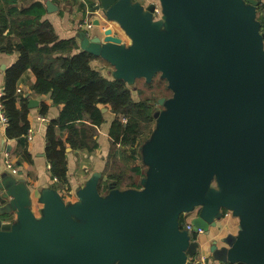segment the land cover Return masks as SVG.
<instances>
[{
	"label": "water",
	"instance_id": "1",
	"mask_svg": "<svg viewBox=\"0 0 264 264\" xmlns=\"http://www.w3.org/2000/svg\"><path fill=\"white\" fill-rule=\"evenodd\" d=\"M142 2L100 0L97 8L106 9L132 42L112 30L94 41L126 79L161 71L176 93L161 122V140L148 151L152 171L144 189L113 187L103 196L92 187L79 207L57 202L38 220L28 203L18 209L17 191L9 186L0 194V264H192L187 259L200 244L180 222L200 205L194 231L209 232L223 207L241 218L239 235L229 234L227 246H211L217 261L264 264L260 1L160 0L166 31L154 20L155 3L144 9ZM47 6L56 7L52 1ZM175 28L184 32L175 37ZM4 151L11 145L0 150V161ZM215 177L220 189L210 192Z\"/></svg>",
	"mask_w": 264,
	"mask_h": 264
},
{
	"label": "crops",
	"instance_id": "2",
	"mask_svg": "<svg viewBox=\"0 0 264 264\" xmlns=\"http://www.w3.org/2000/svg\"><path fill=\"white\" fill-rule=\"evenodd\" d=\"M47 1H52L56 6L53 11H49ZM259 1L260 3L256 7V19L264 32V0ZM34 3L46 10L43 20H48L53 24L60 40L74 39L78 46L75 49L76 52L80 50L89 51L95 55V58L91 61L94 69L109 79H126L121 75L118 65L110 61L103 53L98 52L99 44L94 41L98 38L105 39L108 30H112L115 35L125 39L120 33L119 24L108 18V11L97 8L100 0H16L9 5H6V0H0V10L15 7L21 11L31 7ZM87 17L92 22V26L87 29L89 30L88 36L84 34L86 32L84 27L81 26ZM7 18L9 26L4 35L11 42L16 43L18 37L11 31V15H7ZM6 43V40L0 41V104H2L1 98L5 95L6 70L21 56L19 50L7 48ZM36 81L37 75L32 69H29L23 74L18 84L23 90L20 94L28 97L30 108V130L33 138L31 140L27 139V148L31 155V162L27 161L21 154L20 141L11 139L6 135L7 123L5 124L1 120L3 110L0 105V150L3 151L11 145V151L9 153L4 151L0 161V194H4L9 186H13L17 191V195L12 198L15 200L18 209L21 204L28 203L27 206L32 208L36 219L42 220L44 214L54 203L60 202L69 210L79 207L83 203L86 193L92 187H97L100 193L111 192L113 187L119 190L125 188L144 189L143 179L147 177L148 168L145 163L138 161V153L135 154V159L131 158L132 150L128 152L129 154H124L119 150V147L116 149L120 160V167L117 169L118 171H129L130 175H125L128 178L134 175L132 170L134 166L142 167L144 175H135L140 187H127L128 182L122 187H118L117 183L109 178L113 169V167L109 168L108 164L112 149L110 129L117 115L108 106L102 104L100 107L104 113L105 121L98 127L96 134L99 143L98 148L93 152H89L68 146V180L67 182L56 181L52 175L51 163L46 157L45 149L47 146L48 124L52 119L59 116L62 106L54 104L50 94L41 95L35 92L33 85ZM126 82L129 85L130 80L126 79ZM43 103H46L49 107L46 113L42 112ZM104 108H107V110L104 111ZM69 147H71V150H68ZM125 155L130 157L132 165L122 164V156ZM7 156L18 167L19 172L17 174H12L7 168ZM201 211L202 205L197 206L192 211L184 213L181 219H183L184 224L191 223L192 218L199 215ZM214 222L216 225H211L209 232L193 230L192 233H196V240L200 245L195 257L192 259L188 257V263L225 264L213 257L211 246L215 243L219 247L227 246L224 239L229 234L239 235L241 218L233 210L223 207L220 209L219 216L214 218ZM192 240L195 239L192 238Z\"/></svg>",
	"mask_w": 264,
	"mask_h": 264
},
{
	"label": "trees",
	"instance_id": "3",
	"mask_svg": "<svg viewBox=\"0 0 264 264\" xmlns=\"http://www.w3.org/2000/svg\"><path fill=\"white\" fill-rule=\"evenodd\" d=\"M16 0H6L9 5ZM45 9L34 3L25 10L13 7L0 10V41H7V48L21 52L19 59L6 70L5 95L1 98L3 111L9 118L6 135L20 141V152L27 161L31 155L27 138L31 126L28 97L18 94L19 80L32 69L37 75L33 90L38 94L51 95L54 104L61 105L57 118L52 119L47 129L46 157L51 163V172L57 181L67 182V147L93 152L98 148L96 138L98 127L105 121L100 105L108 106L116 115L111 124L109 178L122 187H140L135 175L143 176L142 167L134 166V175L129 171H118L120 167L116 150L135 159L138 140L150 131L155 118V100H135L133 89L125 79H109L94 69L91 61L95 55L89 51H78L74 39L60 40L55 27L43 20ZM7 15H11V31L18 37L13 43L4 35L9 26ZM42 104V112L48 111ZM126 118L124 121L122 118ZM136 147L135 149H133ZM138 147V148H137ZM120 152V153H121ZM181 227L185 224L181 219ZM196 239V233H192Z\"/></svg>",
	"mask_w": 264,
	"mask_h": 264
},
{
	"label": "rangeland",
	"instance_id": "4",
	"mask_svg": "<svg viewBox=\"0 0 264 264\" xmlns=\"http://www.w3.org/2000/svg\"><path fill=\"white\" fill-rule=\"evenodd\" d=\"M135 1H141V0H135ZM142 2V1H141ZM146 2V3H145ZM154 2L155 4H159L161 6L160 0H144V9L147 8V5L150 3ZM162 7V6H161ZM155 21H160L158 24L160 26L161 31H166L167 30V23L164 19V13L161 8V12L157 13L156 16H154ZM118 23V22H116ZM119 24V23H118ZM119 29L120 33L123 35L125 38L124 40L127 43H131L132 40L124 30V28L119 24ZM184 31L180 28H175L173 30V33L175 37H178L179 34L183 33ZM129 47H131V44H128ZM188 51L192 52L193 50L188 47ZM199 57V56H198ZM129 86L133 89V97L135 100H141L144 98H151L155 100V118L154 121L151 125L150 131L147 132V134L144 137H141L138 140V161L141 163H145L147 165V168L149 171H152V167L148 162V151L149 149L156 143H158L160 139V127H161V122L162 119L170 115V107H169V101L172 100L176 93L170 88L168 79L164 77L163 72H157L153 77L151 78H135L130 80ZM165 98V102L163 104L159 103V100ZM160 113V115L157 117L156 114ZM130 157L127 155L122 156V164H131V160L129 159ZM120 161V160H118ZM127 183V182H126ZM130 188H125L124 190H127ZM220 187L218 185V181L216 177L214 178L212 184H211V189L210 192L219 190ZM209 192V194H210ZM103 196H108L110 192H102L101 193ZM36 251V248H33L31 250H24V253L27 255H31ZM116 264H120V262H117Z\"/></svg>",
	"mask_w": 264,
	"mask_h": 264
},
{
	"label": "built area",
	"instance_id": "5",
	"mask_svg": "<svg viewBox=\"0 0 264 264\" xmlns=\"http://www.w3.org/2000/svg\"><path fill=\"white\" fill-rule=\"evenodd\" d=\"M155 5H156V9H155L154 16H156L157 13L161 12V6L159 4H155ZM81 26L84 27V30H85L86 34L89 35V30H87V29L92 26V22L90 21V18L87 17L86 20L81 24ZM17 92H18V94L22 93L23 92L22 88L21 87H18L17 88ZM3 95H4V93H3ZM0 105H1V108L3 110L2 104H0ZM122 119L124 121H126V118L125 117L122 118ZM1 120L5 124L8 123L9 118L4 113V111L1 112ZM26 138L28 140H31L33 138L32 137V133H31V130H29L28 134L26 135ZM6 166L11 171L12 174H17L19 172L18 167L13 164V162L10 160L9 156H7V158H6ZM54 179L57 181L58 178L55 177ZM184 229H186V230H188L189 232L192 233L193 232V225L191 223H187V224H185ZM198 232H203V230L202 229H199Z\"/></svg>",
	"mask_w": 264,
	"mask_h": 264
}]
</instances>
